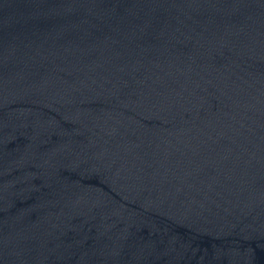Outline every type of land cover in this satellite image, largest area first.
<instances>
[{"label":"water","instance_id":"water-1","mask_svg":"<svg viewBox=\"0 0 264 264\" xmlns=\"http://www.w3.org/2000/svg\"><path fill=\"white\" fill-rule=\"evenodd\" d=\"M0 264H264V0H0Z\"/></svg>","mask_w":264,"mask_h":264}]
</instances>
